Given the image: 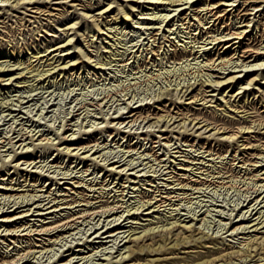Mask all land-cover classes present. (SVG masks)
Returning a JSON list of instances; mask_svg holds the SVG:
<instances>
[{
    "label": "rangeland",
    "instance_id": "1",
    "mask_svg": "<svg viewBox=\"0 0 264 264\" xmlns=\"http://www.w3.org/2000/svg\"><path fill=\"white\" fill-rule=\"evenodd\" d=\"M17 1L0 0V65L5 73L0 75V208L4 204L3 210L9 211L18 205H14L13 197L6 200L2 193L17 192L16 195L25 193L23 198L15 195V200H25L19 203L22 205L17 209L19 213H12L14 215L28 211L29 213L12 221L0 222V264L9 263L7 259H13L11 264H147V262L148 264H190L192 262L196 264L202 261L204 264H264V178L260 179L264 177V173L260 170L264 169V151L259 150L257 145L258 143L264 146V133H262L264 128L255 125L260 121L264 122V71L259 69L251 75L243 76L240 78L241 81L226 84L220 89L216 88L217 90L215 88L210 90L212 88L207 85L209 79L207 74L212 73L211 78L218 79L221 73H215L216 71L210 70L205 64L209 59L214 58L216 46L222 45L210 43L209 40L212 37L210 35H221L220 31L224 29L225 24L235 23L237 27V25L248 23L249 32L241 44L246 43L256 47L264 44V0L253 3V5H260V9L256 7L254 10L250 6L251 9L248 10L251 12L250 17L248 16L247 21L243 23L236 22L240 19L241 14L236 16V13L243 8L244 5L241 4L243 0H234L235 3L240 4L232 11H229L231 8L229 6L227 10H220V13H225L220 21L211 20L212 18L208 17L209 14L205 17L203 7L207 0H190V2L163 0L166 1L164 4L147 3L145 0H137V2L132 0H44L41 2L42 0H38L33 4L31 3L33 0L29 3L22 2L27 0ZM222 1L230 2L231 0ZM108 4L111 8L109 7L107 12H101V8ZM36 6H39L38 11L43 10L40 13L32 11ZM176 7L179 9L177 10ZM166 13L169 14L168 19L165 16ZM162 18L163 20L166 18L165 21ZM72 22H75L72 29L65 28ZM239 28L243 29L245 26ZM66 33L70 39L73 37L70 41L73 46L66 44L64 48L49 53L57 44L66 43ZM212 45L214 47L211 48ZM236 45L238 43L231 47ZM45 47L48 49L46 53ZM66 48L70 51L66 52ZM223 49L220 48L221 51ZM232 53H234L232 49L224 54L221 52L222 55L227 54V57ZM217 56L218 54L215 57ZM260 59L263 60L259 58L251 60L250 63L262 62ZM244 73L245 71L238 74L242 76ZM258 73L256 77L260 79L252 84H246L250 77ZM216 74H218L217 77L214 76ZM232 89H234L233 92L237 90L240 92L230 96ZM193 92L199 97L202 93L215 94L191 101L193 98L189 97ZM226 99H230L232 104L238 102V105H245V108H249V113L243 115V112L236 113L230 110L235 107L234 105H231L229 109L226 108L228 103L226 105L223 103ZM133 112H136L133 115L135 120L130 121L133 116L127 115ZM115 114L121 118H114ZM193 117L197 118L191 120ZM245 117L247 121L240 123ZM202 118L208 122L203 121ZM196 119L200 122H196ZM252 120L254 122H251ZM184 122L185 125H183ZM222 123L226 126L229 124L228 129L231 128V130L248 124L252 126L249 128L252 131L243 133V137H239L238 132L234 138L230 137L226 141L225 136L231 131L220 132L222 129H219L218 132L217 128H211L216 124L220 126ZM11 127L16 128L15 130L23 129V132L26 131L25 133L33 136L36 132H43V136L50 138L51 141L36 139L35 137L39 134L36 133L34 139L26 138L23 141L26 145L21 149L23 144L18 147L21 141L13 139V145L11 140L7 139V136L14 131V129L8 131ZM259 130L261 132H258ZM63 136L76 141L63 142ZM237 138L236 143H233V140ZM242 142L247 146H253L244 149ZM151 145H154L153 149ZM204 145L205 147H201ZM207 145L209 147H206ZM64 146H85L86 148L79 150L80 152H77L79 148H74L76 150L69 152ZM210 147L213 148V153L216 151L214 154L203 151ZM24 149L29 150L24 152ZM122 152H125V155ZM221 152L223 154H220ZM82 154L87 157L84 158ZM196 159H202L205 164L193 165L194 163L190 162ZM31 163L33 164L30 165ZM114 164L116 171L122 169L121 173L114 171L111 173L107 170ZM177 164L187 170L178 168ZM190 166L193 168L190 169ZM196 166L201 168H195ZM164 172L167 173L164 174ZM165 176L167 177L163 178ZM200 177H205L204 179L207 180L204 182L205 185L195 184L190 180L200 179ZM208 179L216 180V182L209 183ZM222 180L224 182H220ZM183 182L188 183L183 185ZM116 184L117 186H114ZM169 185H171L170 188H168ZM156 186L162 189V194L174 195V199L168 201L169 204L166 201L165 205L157 207V202L154 203L155 198H153L159 192L155 190ZM8 187L18 190H6ZM106 199L108 202L105 201ZM8 201L10 206L7 208L5 203ZM26 201L32 205L25 206ZM152 203L154 206L151 205ZM52 204L51 208H58L55 213L53 212L54 215L46 213L50 211L49 208V210L45 209ZM106 204L115 205L117 212L101 214L102 206ZM63 206L67 207L60 209ZM70 206L72 209L69 208ZM28 207L32 209L27 210ZM85 211L89 213L96 211L97 214H82ZM38 212L44 215L36 214ZM70 213L73 216L82 215V218L77 217L76 223L70 228L68 225L57 227L53 229L54 231L42 232L43 224L44 226L54 225L56 222L70 218ZM121 213L123 214L121 218H114ZM1 216L3 215H0V218ZM237 219L244 220L235 222ZM171 222L176 223L171 224ZM238 224L243 225L234 229V226ZM107 230L115 231L113 237L106 236ZM187 238L191 241L184 242ZM137 239L139 242L136 241ZM174 239H177L176 242ZM32 241L38 246L30 248ZM28 249H34L35 252H30L32 255L29 254V259L27 256L19 259L18 257L26 254L27 251H24ZM232 251L237 253L234 254ZM69 258L71 260L67 263Z\"/></svg>",
    "mask_w": 264,
    "mask_h": 264
},
{
    "label": "bare ground",
    "instance_id": "2",
    "mask_svg": "<svg viewBox=\"0 0 264 264\" xmlns=\"http://www.w3.org/2000/svg\"><path fill=\"white\" fill-rule=\"evenodd\" d=\"M17 1V0H16ZM38 0H33L31 3L33 4V3H36ZM132 1H136L137 2V0H132ZM141 1V0H140ZM147 3H157V4H164V2H166V1H163V0H145ZM169 1V0H168ZM174 1V0H173ZM177 1V0H176ZM180 1V0H179ZM201 1H203V0H201ZM229 1V0H228ZM247 1L248 0H243L242 1V5H244L243 6V8L241 9V10H237V11H239L238 13H236V16H239V14H241L240 15V19H238V21H236V22H244V21H247V18H248V16H249V14L251 13V12H248V10L249 9H254L255 10V8L256 9H260V5L258 6V5H253V3H255V2H260V1H263V0H249L248 1V3H247ZM17 2H19V1H17ZM22 2H30V0H27V1H22ZM41 2H44V0H42ZM187 2H190V0H187ZM240 2V1H239ZM171 3V2H170ZM176 3V2H175ZM180 3V2H179ZM186 3V2H185ZM263 3V2H262ZM169 4V3H168ZM172 4V3H171ZM181 4V3H180ZM187 4H189V3H187ZM240 3H235V1L234 0H231L230 2H223L222 0L220 1V0H216V1H212V0H210V1H206V3H205V7H203V9L205 10V17H207V15L206 14H209V16L208 17H210V18H212L211 20H213V21H216V20H218V21H220L221 19H223L224 18V14L225 13H220L219 11L221 10H227V7L229 6V7H231V8H229V11H232L233 10V8L235 7V6H237V5H239ZM241 5V6H242ZM21 6V5H20ZM24 6V5H23ZM35 6V5H34ZM34 6H32V7H34ZM132 6V5H131ZM157 6H159V5H157ZM180 6H182V4L180 5ZM204 6V5H203ZM221 6H223L222 7V9L220 8ZM226 6V7H225ZM241 6H240V8H241ZM250 6H252L251 8H250ZM19 7V6H18ZM109 7H110V4H108L107 6H105V7H102L101 8V12H107V10H109ZM127 7V6H126ZM134 7V6H133ZM169 7V6H168ZM167 7V8H168ZM179 7V6H178ZM178 7H176V9L178 10L179 8ZM26 8H29V7H26ZM111 8V7H110ZM120 8V7H119ZM164 8V7H163ZM195 8V7H194ZM16 9V8H15ZM31 9V8H30ZM34 9V8H33ZM38 9H39V6H36L35 7V10H32V11H38ZM121 9V8H120ZM123 9V8H122ZM152 9V8H151ZM171 9V8H170ZM172 9H174V8H172ZM202 9V10H203ZM41 10H43V9H40V11ZM154 10V9H153ZM188 10V9H187ZM196 10V9H195ZM236 10V9H235ZM242 10H244V12H242L241 13V11ZM254 10H252V11H254ZM40 11H38L39 13H40ZM98 11H99V9H98ZM124 11V10H123ZM122 11V12H123ZM198 11V10H197ZM201 11V10H200ZM258 11V10H257ZM173 12V11H172ZM224 12V11H223ZM2 13V12H1ZM98 13V12H97ZM100 13V12H99ZM124 13H125V11H124ZM158 13V12H157ZM173 13H175V12H173ZM256 13V12H255ZM122 14V13H121ZM127 14V13H126ZM151 14H152V16H153V14H154V11H153V13L151 12ZM161 14V13H160ZM163 14V13H162ZM253 14V13H252ZM92 16H93V14H91ZM99 15V14H98ZM123 15V14H122ZM155 15H156V13H155ZM169 14L168 13H166V18L168 19V16ZM172 15V14H171ZM176 15H177V12H176ZM244 15H246L245 17H244V19H242L243 18V16ZM257 15V14H256ZM85 16H87L86 14H85ZM126 16V15H125ZM128 16V15H127ZM157 16H159L158 14H157ZM161 16H163V15H161ZM164 16V17H165ZM204 16V15H203ZM8 17V16H7ZM129 17V16H128ZM160 17V16H159ZM229 17V16H228ZM250 17V16H249ZM253 18H254V16H252ZM151 18V17H150ZM165 18V19H166ZM198 18V17H197ZM234 18V17H233ZM152 19V18H151ZM159 19V18H158ZM161 19V18H160ZM165 19L163 20V18H162V20L163 21H165ZM199 19V18H198ZM197 19V20H198ZM196 20V21H197ZM249 20V19H248ZM253 20V19H252ZM251 20V21H252ZM153 21V20H152ZM190 21V20H189ZM203 21V20H202ZM227 21V20H226ZM162 22V21H161ZM209 22V21H208ZM3 23V22H2ZM74 23L75 22H72V23H70V24H68L67 25V27H65V28H67V29H72L75 25H74ZM96 23V22H95ZM190 23V22H189ZM188 23V24H189ZM199 23H200V21H199ZM198 23V24H199ZM215 23V22H214ZM227 23V22H226ZM239 23V24H240ZM97 24V23H96ZM99 24V23H98ZM168 24V23H167ZM203 24V23H202ZM201 24V25H202ZM213 24V23H212ZM161 26H162V24H160ZM221 25H222V23H221ZM236 24L234 23V24H231V23H228V24H225L224 25V29L222 30V31H220V33H222L221 35H210V36H212L211 37V40H209V42L210 43H214V45L217 43V45H219L220 43L222 44L221 46H216V51H215V53L216 54H218V56L217 57H215L216 56V54H215V56H214V58H212V59H209L208 60V62L207 63H205L208 67H209V69L210 70H214V71H216L215 73H221V75L220 76H218L219 78L218 79H215V78H211L212 76H213V74L211 73H208L207 75L209 76V79H208V83H207V85L208 86H211V88L212 89H210V90H213L214 88L216 89V88H221V86H224V85H228V84H232V83H235V82H237V81H241L240 80V78H242L243 76H246L247 74L248 75H251L253 72H255V71H259V69H261V71H264V44H260V45H258V47H256V46H253V45H249V44H246V43H244V44H241L242 43V40L244 39V38H246V35L248 34V29H247V27L249 26V24L248 23H245L244 25L243 24H241V25H237V27L235 26ZM97 26V25H96ZM100 26V25H99ZM106 26V25H105ZM158 26V25H157ZM161 26H159V28L161 27ZM242 26H245V28H243V29H240L239 27H242ZM162 28V27H161ZM201 28V27H200ZM97 29V28H96ZM198 29V28H197ZM57 30H59V29H57ZM61 30V29H60ZM152 30V29H151ZM157 30V29H156ZM159 30H161V29H159ZM167 30V29H166ZM170 30V29H169ZM208 30V29H207ZM216 30H217V28H216ZM69 31V30H68ZM262 32V31H261ZM154 33V32H153ZM162 33V32H161ZM200 33V32H199ZM198 33V34H199ZM206 33V32H205ZM209 33V32H208ZM207 33V34H208ZM155 34V33H154ZM164 34V33H163ZM196 34V33H195ZM60 36V35H59ZM164 36V35H163ZM167 36V35H166ZM193 36V35H192ZM66 37H67V40L65 41L66 43L65 44H63L62 42L60 43V44H57L56 46H54V48L53 47H51V48H53V49H51L50 51H49V53H51L53 50H58L59 48H64L65 46H67V45H72V44H70V41H72V39H73V37H72V39H70V37H69V35H67V33H66ZM159 37V36H158ZM194 37V36H193ZM156 38V37H155ZM196 38H198V37H196ZM205 38V37H204ZM262 38V37H261ZM150 39V38H149ZM203 39V38H202ZM208 39V38H207ZM254 39V38H253ZM152 40V39H151ZM250 40V39H249ZM256 40V39H255ZM197 41V40H196ZM199 41V40H198ZM204 41V40H203ZM74 42V41H73ZM55 43V42H54ZM236 43H238V45H236V46H234L233 48L231 47V46H233V45H235ZM249 43V42H248ZM253 43V42H252ZM48 44V43H47ZM67 44V45H66ZM148 44V43H147ZM53 45V44H52ZM146 45V44H145ZM211 45V44H210ZM214 45H212L211 46V48L212 47H214ZM254 45H255V43H254ZM47 46V45H46ZM73 46V45H72ZM152 46V45H151ZM185 46V45H184ZM192 46V45H191ZM153 47V46H152ZM199 47H200V45H199ZM205 47V46H204ZM207 47V46H206ZM70 48V47H69ZM220 48L222 49V48H224L222 51L220 50ZM67 49V51L66 52H69L70 51V49L68 50V48H66ZM65 49V50H66ZM150 49V48H149ZM229 49V50H228ZM231 49L234 51V53H232V54H230V56L228 55V57H227V54L226 55H222L221 54V52H223V54L226 52L227 53V51H231ZM48 49L45 47L44 48V52L46 53V51H47ZM61 50V49H60ZM146 50H147V48H146ZM200 50V49H199ZM152 51V50H151ZM201 51V50H200ZM65 52V51H64ZM63 52V53H64ZM153 52V51H152ZM178 53V52H177ZM56 54H58V53H56ZM64 54H68V53H64ZM176 54V53H175ZM189 54V53H188ZM187 54V55H188ZM207 54V53H206ZM37 55V54H36ZM44 55V54H43ZM59 55V54H58ZM63 55V54H62ZM178 55V54H177ZM39 56V55H38ZM40 56H42V54L40 55ZM49 57V56H48ZM51 57V56H50ZM53 57V56H52ZM173 57V56H172ZM182 57H183V55H182ZM54 58V57H53ZM208 58H209V56H208ZM249 58V59H248ZM259 58H263V60H261L262 62H258V63H256V61H255V63H250V61L252 60H257V59H259ZM61 59V58H60ZM123 59V58H122ZM207 59V58H206ZM246 59H248V60H246ZM47 60V59H46ZM45 60V61H46ZM48 60H49V58H48ZM2 61H4V60H2ZM42 61V60H41ZM122 61V60H121ZM207 61V60H206ZM18 62V61H17ZM21 62V61H20ZM40 62V61H39ZM6 64V63H5ZM31 65V64H30ZM202 65V64H201ZM205 65V66H206ZM4 66V65H3ZM7 65H5V67H6ZM254 66H259V67H254ZM140 67V66H139ZM240 68L241 67V69H236V68ZM250 67H252V68H254V69H249ZM9 68H10V66H9ZM30 68V67H29ZM8 69V68H7ZM202 69H203V66H202ZM201 69V70H202ZM31 71V70H30ZM29 71V72H30ZM243 71H245V73H244V75L242 74V76L240 75V74H238V73H240V72H243ZM18 72V71H17ZM202 72H203V70H202ZM207 73V72H206ZM5 75V73H4V70L1 68V65H0V75ZM19 74V73H18ZM217 75L218 74H216V75H214V76H216L217 77ZM256 75H259V73L258 74H255L254 76H252V77H250L249 79H248V81H247V83L246 84H252V83H254V82H256L258 79H260V78H258L257 79V77H256ZM202 76V75H201ZM5 77V76H4ZM22 77V76H21ZM206 77V76H205ZM259 77V76H258ZM207 78V77H206ZM263 78H264V75H263ZM2 79V78H1ZM205 80V79H204ZM203 83V82H202ZM204 83H206V81L204 82ZM241 83V82H240ZM12 84V83H11ZM198 84V83H197ZM191 85V84H190ZM201 86V85H200ZM200 86H199V88H200ZM216 86V87H215ZM243 86V85H242ZM194 87V86H193ZM191 88V87H190ZM202 88V87H201ZM205 88V87H204ZM203 88V89H204ZM244 89H246V87L244 86ZM177 90V89H176ZM183 90H184V88H183ZM217 90V89H216ZM233 90L234 89H232V93H230V96H234V93H239L240 91H236V92H233ZM168 91V90H167ZM178 91H179V87H178ZM182 91V90H181ZM185 91V90H184ZM203 91V90H202ZM204 91H206V90H204ZM201 92V91H200ZM179 93V92H178ZM190 93V92H189ZM218 93V92H217ZM201 94V93H200ZM215 93H210V94H201L202 96L201 97H199L198 96V94L197 93H194L193 92V94H191V96L189 97V98H193V99H191V101H195V100H197V99H202V98H205V95H214ZM181 95V94H180ZM184 95V94H183ZM222 95V94H221ZM225 96V95H224ZM199 97V98H198ZM220 97V96H219ZM103 98V97H102ZM213 98V97H212ZM227 98V97H226ZM212 100V99H211ZM210 100V101H211ZM234 100V99H233ZM104 101V100H103ZM224 101V100H223ZM3 102V101H2ZM98 102V101H97ZM230 102H232L230 99H226L223 103H224V105H226L227 103H228V105L226 106V108H228L229 109V107L231 106V105H234L235 107L233 108V109H231L230 108V110H233V111H235L236 113L237 112H243V115H245V114H248L249 113V108H245L246 106L245 105H238V102L237 103H230ZM99 104V103H98ZM101 105V104H100ZM99 105V106H100ZM117 111V110H116ZM169 112V111H168ZM109 113V112H108ZM118 113V112H117ZM166 113V112H165ZM193 113V112H192ZM119 114V113H118ZM124 114V113H123ZM136 114V112H133V113H131V114H129V115H127V116H133V115H135ZM178 114V113H177ZM106 115V114H105ZM116 115V114H115ZM121 115H122V113H121ZM143 115V114H142ZM163 115V114H162ZM168 115V114H167ZM187 115V114H186ZM261 115V114H260ZM264 115V114H263ZM144 116V115H143ZM150 116V115H149ZM166 116V115H165ZM178 116V115H177ZM192 116V115H191ZM191 116H190V118H191ZM259 116V115H258ZM76 117V116H75ZM120 116H118V115H116V116H114V118H119ZM141 117V116H140ZM162 117V116H161ZM171 117H174V116H171ZM216 117V116H215ZM14 118V117H13ZM121 118V117H120ZM138 118V117H137ZM142 118V117H141ZM169 118V117H168ZM167 118V119H168ZM195 118H197V117H193L191 120H193V119H195ZM213 118V117H212ZM260 118H262V117H260ZM70 119V118H69ZM158 119V118H157ZM156 119V120H157ZM174 119V118H173ZM182 119V118H181ZM199 119V118H198ZM203 119V118H202ZM217 119V118H216ZM247 119V117H245L244 118V120H242V121H240V123L241 122H245V121H247L246 120ZM257 119V118H256ZM135 120V117L133 116V118L130 120V121H134ZM144 120V119H143ZM148 120V119H147ZM155 120V121H156ZM163 120V119H162ZM161 120V121H162ZM170 120V119H169ZM183 120V119H182ZM197 120V119H196ZM206 121V122H208L206 119H203V121ZM213 120V119H212ZM72 121V120H71ZM117 121V120H116ZM125 121H127V120H125ZM141 121V120H140ZM106 122V121H105ZM120 122V121H119ZM170 122V121H169ZM186 122V121H185ZM185 122H184V124L183 125H185ZM196 122H200V120H197ZM217 122H218V120H217ZM216 122V123H217ZM221 122V121H220ZM229 122H231L230 120H229ZM251 122H254L253 120L251 121ZM259 122V121H258ZM68 123V122H67ZM69 123H71V122H69ZM118 123V122H117ZM125 123V122H124ZM164 123V122H163ZM167 123V122H166ZM165 123V124H166ZM181 123V122H180ZM214 123V122H213ZM72 124V123H71ZM98 124V123H97ZM107 124V123H106ZM115 124V123H114ZM145 124V123H144ZM150 124V123H149ZM193 124V123H192ZM211 124V123H210ZM10 125H11V123H10ZM112 125V124H111ZM125 125V124H124ZM127 125H129V124H127ZM131 125V124H130ZM153 125V124H152ZM198 125V124H197ZM256 125V127L258 126L259 128H264V122H261L260 121V123H257V124H255ZM8 126V125H7ZM168 126V125H167ZM208 126V124H206V127ZM228 126H229V124H228ZM228 126H226L225 125V123H222L220 126H218V124H216L215 126H213V127H211V128H217V131L219 132V129H222L220 132H228V131H231L230 132V134L229 135H227V136H225V138H227L226 139V141L230 138V137H232V138H234V135L235 134H237L238 132L240 133L238 136L239 137H241L242 136V134L243 133H250L252 130L251 129H249V128H251L252 126L251 125H240L239 127H237L235 130H231V128H229L228 129ZM29 127V126H28ZM34 127V126H33ZM71 127V126H70ZM114 127V126H113ZM122 127V126H121ZM126 127V126H125ZM231 127V126H230ZM30 128V127H29ZM32 128V127H31ZM83 128V127H82ZM100 128V127H99ZM137 128V127H136ZM185 128H186V126H185ZM208 128V127H207ZM7 129H8V127H7ZM12 129H14V128H10L8 131H10V130H12ZM16 129V128H15ZM14 129V131H13V133H11L10 135H9V133H8V135L9 136H7V139L8 140H11L10 142H12L13 141V139H15V141H21V143L18 145V147H20L22 144H23V141H25V139L26 138H30V140L31 139H34V136H36L35 134L36 133H39V132H36L35 134H34V136L33 135H28L27 133H25V132H23L22 130L23 129H20V130H15ZM35 129V128H34ZM123 129V128H122ZM214 129V130H215ZM247 129V130H246ZM29 130V129H28ZM75 130H76V128H75ZM89 130V129H88ZM103 130V129H102ZM118 130H120V129H118ZM125 130V129H124ZM147 130V129H146ZM227 130V131H226ZM246 130V131H245ZM2 131H3V129H2ZM5 131V130H4ZM77 131H78V129H77ZM127 131V130H126ZM145 131V130H144ZM255 131V130H254ZM7 132V131H6ZM28 132V131H27ZM72 132V131H71ZM85 132V131H84ZM89 132V131H88ZM119 132V131H118ZM127 132H129V131H127ZM136 132V131H135ZM258 132H261L260 130L258 131ZM92 133V132H91ZM147 133V132H146ZM150 133V132H149ZM262 133H264V131H262ZM43 132H40L39 134H38V137H35L36 139H40V140H47L48 138L46 137V136H43ZM55 134V133H54ZM61 134V133H60ZM71 134V133H70ZM201 134V133H200ZM2 135H3V133H2ZM7 135V134H6ZM148 135V134H147ZM146 135V136H147ZM59 136H61V135H59ZM75 136V135H74ZM51 137V136H50ZM57 137V136H56ZM129 137V136H128ZM140 137V136H139ZM139 137H137V138H139ZM243 137V136H242ZM6 138V137H5ZM60 138V137H59ZM73 138V137H72ZM151 138V137H150ZM2 139V138H1ZM38 139V140H39ZM89 139V138H88ZM94 139V138H93ZM243 139H247V138H243ZM48 140H50V138L48 139ZM61 140V139H60ZM62 140H63V142H75L76 140H74V139H67L65 136H63V138H62ZM149 140V139H148ZM238 140V138L236 139V140H233V143H236V141ZM260 140V139H259ZM2 141H4V140H2ZM51 141V140H50ZM58 141V140H57ZM56 141V142H57ZM151 141L152 142H154V140L153 139H151ZM264 141V140H263ZM46 142V141H45ZM45 142H43V143H45ZM53 142V141H52ZM55 142V143H56ZM170 142V141H169ZM5 143V142H4ZM13 143V142H12ZM25 143V142H24ZM88 143H89V141H88ZM162 143H164V142H162ZM37 144H39V143H37ZM41 144V143H40ZM241 144H244V142H242ZM263 144V143H262ZM13 145H14V143H13ZM26 144H23L22 146H21V149H23L24 148V146H25ZM29 145V144H28ZM44 145V144H43ZM51 145V144H50ZM53 145V144H52ZM79 145V144H78ZM162 145V144H161ZM166 145V144H165ZM192 145V144H191ZM211 145V144H210ZM257 145H258V149L259 150H261V151H264V146H260V144H258L257 143ZM1 146V145H0ZM54 146V145H53ZM52 146V147H53ZM60 146V145H59ZM87 146H89V145H87ZM152 146V145H151ZM154 146V145H153ZM152 146V148L151 149H153L154 147ZM170 146V145H169ZM212 146V145H211ZM253 146V145H252ZM252 146H247L246 145V143L243 145V148L244 149H246V148H250V147H252ZM14 147V146H13ZM17 147V148H18ZM62 147V146H61ZM64 147H66V146H64ZM91 147H92V145H91ZM137 147H138V145H137ZM166 147V146H165ZM171 147V146H170ZM181 147V146H180ZM201 147H205V145L204 146H201ZM206 147H209V145H207ZM26 148H28V146L26 147ZM51 148V147H50ZM58 148H60V147H58ZM58 148H56V149H58ZM74 148H76V149H78L77 150V152L79 151V150H82V149H84V148H86L85 146H80V147H70V146H68V147H66V149L65 150H68L69 152H71ZM148 148H149V146H148ZM256 148V147H255ZM20 149V148H19ZM76 149H74V150H76ZM101 149V148H100ZM219 149V148H218ZM2 150V149H1ZM10 150V149H9ZM25 150V149H24ZM27 150H29V149H26L24 152H26ZM32 150V149H31ZM64 150V149H63ZM130 150V149H129ZM134 150V149H133ZM158 150V149H157ZM167 150V149H166ZM192 150V149H191ZM212 150H213V148L212 147H210V148H207V149H204L203 151H209L207 154H214L213 152H212ZM60 151V150H59ZM86 151V150H85ZM122 151V150H121ZM125 151V150H124ZM131 151V150H130ZM149 151V150H148ZM184 151V150H183ZM182 151V152H183ZM194 151V150H193ZM14 152V151H13ZM21 152V151H20ZM80 152V151H79ZM98 152V151H97ZM127 152V151H126ZM192 152V151H191ZM10 153V152H9ZM62 153V152H61ZM67 153V152H66ZM76 152H74V154H75ZM140 153V152H139ZM145 153V152H144ZM146 153H147V151H146ZM151 153V152H150ZM166 153V152H165ZM194 153V152H193ZM198 153V152H197ZM68 154V153H67ZM104 154H105V152H104ZM122 154H124L125 155V152L123 153L122 152ZM206 154V153H205ZM220 154H223L222 152L220 153ZM260 154V153H259ZM6 155V154H5ZM83 155V154H82ZM133 155V154H132ZM180 155V154H179ZM186 155V154H185ZM189 155V154H188ZM14 156V155H13ZM20 156V155H19ZM74 156V155H73ZM84 156V155H83ZM120 156V155H119ZM123 156V155H122ZM139 156H142V155H139ZM155 156V155H154ZM176 156V155H175ZM196 156H197V154H196ZM15 157V156H14ZM87 156L85 155L84 156V158H86ZM146 157V156H145ZM150 157V156H149ZM183 157V156H182ZM193 157V156H192ZM205 157V156H204ZM203 157V158H204ZM6 158V157H5ZM83 158V157H82ZM93 158H94V156H93ZM143 158V157H142ZM168 158V157H167ZM195 158V157H194ZM193 158V159H194ZM202 158V159H203ZM263 158V157H262ZM12 159V158H11ZM16 159V158H15ZM56 159V158H55ZM119 159V158H118ZM152 159V158H151ZM150 159V160H151ZM155 159V158H154ZM162 159V158H161ZM197 159H199V158H197ZM191 160L190 162L191 163H194L193 165H196L197 163H203V164H205V162H203V160L202 159H200V160ZM233 159V158H232ZM246 159H247V157H246ZM22 160V159H21ZM77 160V159H76ZM92 160V159H91ZM163 160H164V158H163ZM180 160H181V158H180ZM184 160V159H183ZM186 160V159H185ZM184 160V161H185ZM18 161V160H17ZM37 161V160H36ZM48 161V160H47ZM47 161H46V163H47ZM114 161V160H113ZM129 161H130V159H129ZM141 161H143V160H141ZM155 161V160H154ZM157 161V160H156ZM259 161V160H258ZM29 162V161H28ZM27 162V163H28ZM54 162V161H53ZM146 162V161H145ZM243 162V161H242ZM8 163V162H7ZM11 163V162H10ZM10 163H9V165H10ZM23 163V162H22ZM128 162H126V164H127ZM149 163V162H148ZM186 163V162H185ZM250 163V162H249ZM255 163V162H254ZM259 163H260V161H259ZM33 163H31L30 165H32ZM106 164V163H105ZM144 164V163H143ZM146 164H147V162H146ZM174 164V163H173ZM210 164V163H209ZM258 164V163H257ZM16 165V164H15ZM47 165V164H46ZM50 165V164H49ZM158 165V164H157ZM164 165V164H163ZM168 165V164H167ZM256 165V164H255ZM54 166V165H53ZM59 166V165H58ZM61 166V165H60ZM118 166H120V165H118ZM125 166H127V165H125ZM129 166V165H128ZM135 166H136V164H135ZM169 166V165H168ZM177 166H178V164H177ZM180 166V165H179ZM178 166V168H180V169H185V170H187L186 168H184V167H179ZM259 166V165H258ZM35 167H36V165H35ZM114 167H115V164H114V166H111L110 168H107V170H109V171H111V173L114 171V172H116V173H121L122 172V169H119V170H115L114 169ZM151 167V166H150ZM230 167V166H229ZM255 167V166H254ZM28 168V167H27ZM51 168V167H50ZM54 168V167H53ZM56 168V167H55ZM60 168V167H59ZM135 168V167H134ZM147 168H149V167H147ZM157 168V167H156ZM188 168V167H187ZM190 169H192L193 168V166H190L189 167ZM195 168H201V167H199V166H196ZM213 168V167H212ZM222 168V167H221ZM261 168V167H260ZM30 169V168H29ZM43 169H44V167H43ZM52 169V168H51ZM81 169V168H80ZM160 169V168H159ZM175 169V168H174ZM226 169V168H225ZM55 170V169H54ZM53 170V171H54ZM67 170V169H66ZM143 170H145V169H143ZM152 170V169H151ZM156 170V169H155ZM161 170V169H160ZM194 170V169H193ZM227 170V169H226ZM226 170H224V172L226 171ZM261 171H262V173H264V169H260ZM47 171V170H46ZM63 171V170H62ZM74 171V170H73ZM172 171V170H171ZM190 171V170H189ZM194 171H196V170H194ZM38 172H39V170H38ZM55 172H57V171H55ZM67 172V171H66ZM221 172V171H220ZM249 172V171H248ZM247 172V173H248ZM21 173V172H20ZM33 173V172H32ZM165 173H167V172H164V174ZM196 173V172H195ZM199 173V172H198ZM219 173V172H218ZM253 173V172H252ZM54 174V173H53ZM58 174V173H57ZM73 174V173H72ZM109 174V173H108ZM130 174H133V173H130ZM139 174V173H138ZM161 174V173H160ZM220 174V173H219ZM218 174V175H219ZM230 174V173H229ZM234 174V173H233ZM249 174V173H248ZM75 175V174H74ZM176 175V174H175ZM187 175V174H186ZM204 175V174H203ZM207 175V174H206ZM212 175V174H211ZM257 175L259 176V174H258V172H257ZM20 176V175H19ZM52 176V175H51ZM56 176V175H55ZM59 176V175H58ZM61 176H62V174H61ZM76 176V175H75ZM110 176H111V174H110ZM136 176H137V174H136ZM156 176H157V174H156ZM155 176V177H156ZM167 176H169V175H167ZM167 176H165V177H163V178H166ZM171 176V175H170ZM173 176V175H172ZM182 176V175H181ZM180 176V177H181ZM216 176V175H215ZM220 176V175H219ZM49 177V176H48ZM67 177H69V176H67ZM83 177H84V175H83ZM138 177V176H137ZM152 177V176H151ZM191 177V176H190ZM195 177V176H194ZM199 177V176H198ZM210 177V176H209ZM232 177V176H231ZM15 178V177H14ZM80 178V177H79ZM82 178V177H81ZM91 178V177H90ZM154 178V177H153ZM172 178V177H171ZM184 178V177H183ZM205 177H200V179L199 178H195V179H190V180H192V181H194V183L195 184H199V183H203L204 184V182H207V180L206 179H204ZM246 178V177H245ZM261 178H264V177H260V179ZM72 179V178H71ZM74 179V178H73ZM96 179V178H95ZM117 179V178H116ZM145 179V178H144ZM161 179V178H160ZM173 179V178H172ZM251 179V178H250ZM256 179H257V177H256ZM21 180V179H20ZM55 180V179H54ZM91 180V179H90ZM128 180H131V179H128ZM178 180V179H177ZM183 180V179H182ZM209 180V179H208ZM232 180H234V179H232ZM263 180V179H262ZM11 181V180H10ZM22 181V180H21ZM57 181V180H56ZM70 181V180H69ZM77 181V180H76ZM84 181V180H83ZM94 181V180H93ZM104 181V180H103ZM114 181H115V179H114ZM153 181V180H152ZM159 181V180H158ZM173 181V180H172ZM20 182V181H19ZM53 182V181H52ZM60 182V181H59ZM65 182H67V180L65 181ZM70 182H72V181H70ZM118 182V181H117ZM132 182H134L133 181V179H132ZM145 182V181H144ZM151 182V181H150ZM175 183H176V181H174ZM179 183H181V181H178ZM214 182H216V180H209V183H214ZM218 182V181H217ZM220 182H224V180H222V181H220ZM257 182V181H256ZM14 183V182H13ZM44 183V182H43ZM56 183V182H55ZM77 183V182H76ZM79 183V182H78ZM94 183V182H93ZM104 182H102V184H103ZM108 183V182H107ZM106 183V184H107ZM137 183H138V181H137ZM153 183V182H152ZM167 183V182H166ZM188 183V182H187ZM186 182L184 183L183 182V185L184 184H187ZM208 183V184H209ZM230 183H231V181H230ZM263 183V182H262ZM261 183V184H262ZM17 184V183H16ZM33 184V183H32ZM121 184V183H120ZM124 184V183H123ZM144 184V183H143ZM171 184V183H170ZM178 184V183H177ZM193 184V183H192ZM191 184V185H192ZM261 184H260V186H261ZM7 185V184H6ZM25 185V184H24ZM30 185V184H29ZM75 185V184H74ZM80 185V184H79ZM88 185V184H87ZM141 185V184H140ZM149 185V184H148ZM155 185V184H154ZM158 185V184H157ZM202 185V184H201ZM205 185V184H204ZM221 185V184H220ZM2 186V185H1ZM32 186V185H31ZM83 186V185H82ZM85 186V185H84ZM114 186H117V184L116 185H114ZM133 186V185H132ZM151 186V185H150ZM193 186V185H192ZM197 186V185H196ZM195 186V187H196ZM258 186V185H257ZM263 186V185H262ZM97 187V186H96ZM100 187V186H99ZM107 187V186H106ZM105 187V188H106ZM112 187V186H111ZM119 187H121V185L119 186ZM140 187V186H139ZM171 187V185H169V187L168 188H170ZM182 187H184V186H182ZM256 187V186H255ZM101 188H103V186L101 187ZM104 188V189H105ZM135 188V187H134ZM138 188V187H137ZM136 188V189H137ZM156 188L157 189H155L156 191H159L158 192V194H155L154 196H153V198H155L154 199V203L155 202H157L156 203V205H157V207H158V205H162V204H164L165 205V203H166V201L168 202V201H171V199H174L173 198V196L174 195H164V194H162V189L160 188V187H158V186H156ZM185 188V187H184ZM203 188V187H202ZM201 188V189H202ZM257 188V187H256ZM260 188V187H259ZM263 188V187H262ZM28 189V188H27ZM71 189V188H70ZM100 189V188H99ZM115 189V188H114ZM121 189V188H120ZM126 189V188H125ZM125 189H124V192H125ZM131 189V188H130ZM6 190H18V189H16V188H13V187H8V188H6ZM77 190V189H76ZM117 190H119V189H117ZM147 190L149 191V189L147 188ZM199 190V189H198ZM197 190V191H198ZM257 190V189H256ZM263 190V189H262ZM86 191V190H85ZM105 191V190H104ZM141 191H143L142 189H141ZM166 191V190H165ZM178 191H179V189H178ZM184 191V190H183ZM190 191V190H189ZM193 191V190H192ZM25 192V191H24ZM31 192V191H30ZM33 192H34V189H33ZM50 192H51V190H50ZM99 192V191H98ZM113 192V191H112ZM121 192V191H120ZM196 192V191H195ZM199 192V191H198ZM16 193L17 192H14V194H4V193H2L3 195L2 196H4V198H6V200H7V198H9V197H13V201H14V205H16V204H18V205H16V207H13V209H11V210H9V211H4L3 209L5 208L4 206V204H3V206L0 208V215H3V216H1V218H0V222H8V221H12V220H15V218H18V217H22V216H26V214H28L29 213V211L28 212H26V213H22V214H13L12 212H18V208L20 207V206H22V205H19V203H20V201H17V199L15 200V198L14 197H18V196H21L22 198H23V196H25L24 194L25 193H20V194H18V195H16ZM29 193V192H28ZM64 193V192H63ZM83 193V192H82ZM102 193V192H101ZM144 193V192H143ZM33 194V193H32ZM37 194V193H36ZM38 194H40V193H38ZM37 194V195H38ZM48 194H49V191H48ZM94 194V193H93ZM98 194V193H97ZM112 194V193H111ZM110 194V195H111ZM118 194V193H117ZM128 194V193H127ZM178 194V193H177ZM188 194H190V193H188ZM192 194V193H191ZM16 195V196H15ZM30 195V194H29ZM42 195H43V193H42ZM70 195V194H69ZM87 195V194H86ZM96 195V194H95ZM124 195V194H123ZM143 195V194H142ZM146 195V194H145ZM251 195V194H250ZM30 196H32V195H30ZM49 196V195H48ZM102 196V195H101ZM104 196V195H103ZM150 196H151V194H150ZM177 196H180V195H177ZM181 196H183V195H181ZM190 196V195H189ZM260 196V195H259ZM55 197V196H54ZM88 197V196H87ZM106 197V196H105ZM248 197V196H247ZM26 198V197H25ZM31 198V197H30ZM34 198H35V196H34ZM33 198V199H34ZM37 198V197H36ZM63 198V197H62ZM95 198V197H94ZM100 198V197H99ZM151 198V197H150ZM184 198H185V196H184ZM188 198V197H187ZM259 198V197H258ZM264 198V197H263ZM10 199V198H9ZM12 199V198H11ZM32 199V200H33ZM73 199V198H72ZM86 199V198H85ZM114 199V198H113ZM121 199V198H120ZM145 199V198H144ZM146 199H147V197H146ZM186 199V198H185ZM253 199V198H252ZM2 200V199H1ZM25 200V199H24ZM24 200H22V201H24ZM26 200H28V199H26ZM104 200V199H103ZM108 199H106L105 201H107ZM256 200H257V198H256ZM10 201V200H9ZM9 201L8 202H6L5 204H7L6 206H7V208L10 206L8 203H9ZM21 201V202H22ZM45 201V200H44ZM47 201V200H46ZM63 201H65V200H63ZM75 201H76V199H75ZM74 201V202H75ZM81 201V200H80ZM83 201V200H82ZM92 201V200H91ZM182 201V200H181ZM31 202V201H30ZM35 202H37V201H35ZM43 202V201H42ZM54 202V201H53ZM56 202V201H55ZM79 202V201H78ZM97 202V201H96ZM108 202V201H107ZM123 202V201H122ZM153 202V201H152ZM2 203V202H1ZM4 203V202H3ZM38 203V202H37ZM65 203H69L68 201H65ZM98 203H100V202H98ZM143 203V202H142ZM154 203H152L151 205H153L154 206ZM253 203V202H252ZM255 203V202H254ZM263 203V202H262ZM28 204H31V203H28V201H26L25 202V206L26 205H28ZM48 204V203H47ZM58 204V203H57ZM76 204V203H75ZM86 204V203H85ZM88 204H89V202H88ZM101 204V203H100ZM99 204V205H100ZM140 204V203H139ZM168 204H169V202H168ZM167 204V205H168ZM264 204V203H263ZM32 205V204H31ZM60 205V204H59ZM94 204H92V206H93ZM144 205V204H143ZM173 205V204H172ZM23 206H24V204H23ZM37 206V205H36ZM35 206V207H36ZM44 206V205H43ZM43 206H40V207H42L43 208ZM51 206H53V204L52 205H49V206H47V207H45V209H50V211H46V213H55L56 211H57V209L58 208H51ZM57 206V205H56ZM55 206V207H56ZM62 206V205H61ZM68 206V205H67ZM67 206H63V207H61L60 209H62V208H64V207H67ZM116 206H118V205H116ZM147 206V205H146ZM169 206V205H168ZM248 206V205H247ZM249 206H250V204H249ZM254 206V205H253ZM72 206H70L69 208L70 209H72L71 208ZM90 207V206H89ZM97 207V206H96ZM119 207V206H118ZM255 207H257V206H255ZM12 208V207H11ZM29 208V207H28ZM115 205H111V204H106L104 207L102 206V210H101V214H103V213H110V214H113V213H115V212H117L116 210H115ZM136 208V207H135ZM159 208H161V207H159ZM158 208V209H159ZM168 208V207H167ZM249 208V207H248ZM30 209H32L31 207L29 208V209H27V210H30ZM44 209V208H43ZM48 209V210H49ZM52 209V210H51ZM59 209V210H60ZM120 209H122V208H120ZM127 209V208H126ZM149 209V208H148ZM17 210V211H16ZM82 210H83V208H82ZM98 210H100V209H98ZM119 210V209H118ZM32 211V210H31ZM41 211V210H40ZM63 211V210H62ZM69 211V210H68ZM149 211V210H148ZM245 211V210H244ZM258 211V210H257ZM261 211V210H260ZM5 212V213H4ZM7 212V213H6ZM33 212H34V210H33ZM43 212V211H42ZM42 212H38V213H36V214H41V215H44ZM75 212V211H74ZM121 212V211H120ZM133 212V211H132ZM142 212V211H141ZM262 212V211H261ZM10 213V214H9ZM11 213L13 214V215H11ZM19 213V212H18ZM54 213H53V215H54ZM68 213V212H67ZM125 213V212H124ZM251 213V212H250ZM30 214H32V213H30ZM66 214V213H65ZM71 214V213H70ZM75 214V213H74ZM82 214H89V215H94V214H97L96 213V211H93V212H87V211H85V212H83ZM100 214V215H101ZM7 215V216H6ZM56 215V214H55ZM123 214L121 213V214H119L118 215V217H115L114 216V218L116 219H118V218H121V216H122ZM246 215V214H245ZM263 215H264V213H263ZM47 216V215H46ZM59 216H60V214H59ZM63 216V215H62ZM81 216V218H82V215H75V216H73L72 214H71V217L69 218L68 216V218L66 219V220H62V221H60V222H56V224H54V225H50V226H44V224H43V227H42V229H43V231L42 232H47V231H51V230H53V229H55V228H57V227H67L68 225V228H70L72 225H74V223H76V218L77 217H80ZM88 216V215H87ZM244 216V215H243ZM53 218H54V216H52ZM89 217H91V216H89ZM98 217V216H97ZM152 217H153V215H152ZM194 217V216H193ZM50 218V217H49ZM113 218V217H112ZM33 219V218H32ZM42 219V218H41ZM52 219V218H51ZM98 219H100V217L98 218ZM109 219V218H108ZM128 219V218H127ZM178 219V218H177ZM192 219H194V218H192ZM31 220V219H30ZM57 220V219H56ZM59 220V219H58ZM107 220V219H106ZM110 220H111V218H110ZM121 220V219H120ZM123 220V219H122ZM242 220H244V219H237L235 222H239V221H242ZM53 221V220H52ZM100 221H101V219H100ZM181 221V220H180ZM72 222V223H71ZM83 222V221H82ZM112 222H114V220L112 219ZM119 222V221H118ZM122 222V221H121ZM120 222V223H121ZM261 222V221H260ZM37 223V222H36ZM51 223H54V222H51ZM71 223V224H70ZM174 223H176V222H174ZM174 223H172L171 222V224H174ZM78 224V223H77ZM82 224V223H81ZM97 224V223H96ZM31 225V224H30ZM42 225V224H41ZM107 225H108V223H107ZM111 225V224H110ZM122 225V224H121ZM180 225V224H179ZM234 225V224H233ZM243 225V224H242ZM242 225H240V224H238V226H234V229H238L239 227H241ZM8 226V225H7ZM27 226V225H26ZM106 226V225H105ZM104 226V227H105ZM109 226V225H108ZM134 226V225H133ZM224 226V225H223ZM227 226V225H226ZM25 227V226H24ZM39 227V226H38ZM78 227V226H77ZM94 227V226H93ZM92 227V228H93ZM2 228V227H1ZM22 228V227H21ZM132 228V227H131ZM182 228H184V227H182ZM186 228V227H185ZM192 228V227H191ZM199 228V227H198ZM29 229H30V227H29ZM91 229V228H90ZM135 229V228H134ZM194 229H195V227H194ZM193 229V230H194ZM74 230V229H73ZM81 230V229H80ZM104 230V229H103ZM126 230V229H125ZM147 230V229H146ZM171 230V229H170ZM170 230H168V231H170ZM187 230H189V229H187ZM54 231V230H53ZM72 231V230H71ZM85 231V230H84ZM105 232H106V230H104ZM108 231V235H106V236H112V235H114L115 233V231H111V230H107ZM119 231V230H118ZM118 231H116V232H118ZM139 231H141V230H139ZM161 231V230H160ZM192 231V230H191ZM195 231H196V229H195ZM17 232H19V231H17ZM17 232H16V234H17ZM31 232V231H30ZM41 232V231H40ZM74 232V231H73ZM80 232V231H79ZM97 232V231H96ZM100 232H101V230H100ZM120 232H122L121 230H120ZM136 232V231H135ZM153 232V231H152ZM226 232V231H225ZM2 233V232H1ZM11 233V232H10ZM22 233V232H21ZM25 233H26V230H25ZM84 233V232H83ZM104 233V232H103ZM132 233V232H131ZM133 233H134V231H133ZM149 233H151V232H149ZM166 233V232H165ZM245 233V232H244ZM4 234V233H3ZM20 234V233H19ZM49 234V233H48ZM56 234V233H55ZM59 234V233H58ZM73 234V233H72ZM117 234V233H116ZM161 234V233H160ZM182 234V233H181ZM39 235H40V233H39ZM92 235V234H91ZM153 235V234H152ZM156 235V234H155ZM159 235V234H158ZM164 235V234H163ZM168 235V234H167ZM194 235V234H193ZM200 235V234H199ZM8 235H6V237H7ZM12 236V235H11ZM29 236V235H28ZM58 236V235H57ZM63 236V235H62ZM97 236V235H96ZM125 236V235H124ZM123 236V237H124ZM140 236V235H139ZM138 236V237H139ZM250 236V235H249ZM16 237V236H15ZM25 237V236H24ZM50 237V236H49ZM55 237V236H54ZM98 237H100V236H98ZM102 237H104V236H102ZM113 237V236H112ZM122 237V236H121ZM129 237V236H128ZM204 237V236H203ZM39 238V237H38ZM45 238V237H44ZM43 238V239H44ZM83 238V237H82ZM81 238V239H82ZM132 238V237H131ZM152 238V237H151ZM185 238H186V236H185ZM189 238V237H188ZM187 238V240H184V242H189V241H191V239H188ZM202 238V237H201ZM10 239V238H9ZM15 239V238H14ZM17 239V238H16ZM31 239V238H30ZM50 239V238H49ZM68 239V238H67ZM73 239H75V238H73ZM100 239V238H99ZM133 239H135V238H133ZM132 239V240H133ZM141 239V238H140ZM139 239V240H140ZM160 239V238H159ZM170 239V238H169ZM196 239V238H195ZM194 239V240H195ZM4 240V239H3ZM37 240H39L40 242H43L41 239H37ZM59 240H61L60 238H59ZM92 240V239H91ZM128 240H130V239H128ZM154 240V239H153ZM164 240V239H163ZM177 240V239H176ZM176 240L174 239V241L176 242ZM2 241V240H1ZM20 241V240H19ZM48 241V240H47ZM46 241V242H47ZM101 241V240H100ZM136 241H138V239L136 240ZM14 242H16V241H14ZM21 242V241H20ZM61 242V241H60ZM63 242V241H62ZM83 242V241H82ZM104 242V241H103ZM139 242V241H138ZM150 242H151V240H150ZM212 242V241H211ZM117 243V242H116ZM179 243V242H178ZM15 244H17V243H15ZM14 244V245H15ZM22 244V243H21ZM29 244V243H28ZM57 244V243H56ZM84 244V243H83ZM88 244V243H87ZM142 244V243H141ZM183 244V243H182ZM184 244H186V243H184ZM25 245V244H24ZM30 245V244H29ZM62 245V244H61ZM68 245V244H67ZM99 245V244H98ZM123 245V244H122ZM174 245V244H173ZM20 246V245H19ZM35 246H38L34 241H32V245L31 246H29L30 248H33V247H35ZM53 246V245H52ZM149 246V245H148ZM147 246V247H148ZM161 246V245H160ZM22 247V246H21ZM24 247V246H23ZM47 247V246H46ZM60 247V246H59ZM63 247V246H62ZM88 247H89V245H88ZM105 247H106V244H105ZM110 247V246H109ZM134 247V246H133ZM150 247V246H149ZM172 247V246H171ZM231 246H229V248H230ZM3 248V247H2ZM8 248V247H7ZM12 248V247H11ZM17 248V247H16ZM27 248V247H26ZM61 248V247H60ZM72 248V247H71ZM118 248V247H117ZM152 249H153V247H151ZM151 248H149V249H151ZM156 248V247H155ZM163 248V247H162ZM1 249V248H0ZM5 249V248H4ZM50 249V248H49ZM81 249H83V248H81ZM92 249H94V248H92ZM104 249V248H103ZM107 249V248H106ZM133 249H135V248H133ZM139 249V248H138ZM214 249V248H213ZM226 249V248H225ZM248 249V248H247ZM13 250V249H12ZM36 250H40V249H36ZM44 250H46V249H44ZM108 250V249H107ZM112 250V249H111ZM136 250V249H135ZM144 250V249H143ZM3 251V250H2ZM9 251V250H8ZM27 251V252H26ZM32 251V252H31ZM42 251H43V249H42ZM50 251V250H49ZM145 251V250H144ZM156 251H157V249H156ZM166 251V250H165ZM236 251V250H235ZM234 251V252H235ZM245 251H247V250H245ZM6 252V251H5ZM18 252V251H17ZM21 252V251H20ZM24 252H26V254H23V255H19L20 257H18L19 259H24L26 256L28 257V259H29V254H31V253H34L35 252V250L34 249H28V250H25ZM31 252V253H30ZM56 252V251H55ZM63 252V251H62ZM124 252H126L125 250H124ZM153 252V251H152ZM168 252V251H167ZM221 252V251H220ZM219 252V253H220ZM222 252H224V251H222ZM227 252V251H226ZM233 252V251H232ZM233 252V253H234ZM50 253V252H49ZM122 253V252H121ZM120 253V254H121ZM149 253V252H148ZM233 253H231L232 255H233ZM237 253V252H236ZM236 253H234V254H236ZM241 253H242V251H241ZM248 253V252H247ZM257 253V252H256ZM5 254V253H4ZM53 254V253H52ZM57 254V253H56ZM69 254V253H68ZM96 254V253H95ZM94 254V255H95ZM156 254V253H155ZM225 254V253H224ZM228 254V253H227ZM243 254V253H242ZM250 254V253H249ZM32 255V254H31ZM39 255H41L40 253H39ZM86 255H88V254H86ZM93 255V256H94ZM99 255V254H98ZM128 255H130L129 253H128ZM211 255V254H210ZM3 256V255H2ZM12 256V255H11ZM89 256V255H88ZM91 256V255H90ZM127 256V255H126ZM159 256V255H158ZM222 256V255H221ZM224 256V255H223ZM236 256V255H235ZM14 257V256H13ZM17 257V256H16ZM53 257V256H52ZM95 257V256H94ZM217 255H216V259H217ZM31 258V257H30ZM77 258H78V256H77ZM84 258V257H83ZM160 258V257H159ZM167 258V257H166ZM5 259V258H4ZM67 259V258H66ZM79 259V258H78ZM81 259H82V256H81ZM157 259H158V257H157ZM3 260V259H2ZM15 260V259H14ZM70 260H71V258H69L68 260H67V263L68 262H70ZM89 260V259H88ZM87 260V261H88ZM151 260V259H150ZM194 260V259H193ZM207 260V259H206ZM214 260V259H213ZM4 261V260H3ZM7 261L9 262V263H7V264H11L12 262H13V259L12 260H8L7 259ZM6 261V262H7ZM17 261V260H16ZM16 261H14V262H16ZM56 261V260H55ZM211 261V260H210ZM21 262V261H20ZM57 262V261H56ZM62 262V261H61ZM66 262V261H65ZM212 262V261H211ZM210 262V263H211ZM63 263V262H62ZM85 263V262H84ZM193 263V262H192ZM192 263H190V264H192ZM205 263H207V262H205ZM147 264H148V262H147ZM177 264V263H176ZM187 264V263H186ZM195 264V263H194ZM196 264H204L203 263V261L202 262H200V263H196ZM208 264V263H207Z\"/></svg>",
    "mask_w": 264,
    "mask_h": 264
}]
</instances>
